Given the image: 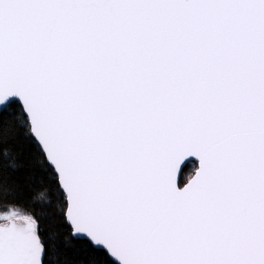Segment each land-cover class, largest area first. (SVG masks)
Instances as JSON below:
<instances>
[{
  "label": "snow or ice",
  "instance_id": "obj_1",
  "mask_svg": "<svg viewBox=\"0 0 264 264\" xmlns=\"http://www.w3.org/2000/svg\"><path fill=\"white\" fill-rule=\"evenodd\" d=\"M0 264H264V0H0Z\"/></svg>",
  "mask_w": 264,
  "mask_h": 264
},
{
  "label": "trees",
  "instance_id": "obj_2",
  "mask_svg": "<svg viewBox=\"0 0 264 264\" xmlns=\"http://www.w3.org/2000/svg\"><path fill=\"white\" fill-rule=\"evenodd\" d=\"M194 165H195L194 162H192V164L186 165V167H185V169L181 175V178H180L181 183L186 182L191 177V175L193 174Z\"/></svg>",
  "mask_w": 264,
  "mask_h": 264
},
{
  "label": "water",
  "instance_id": "obj_3",
  "mask_svg": "<svg viewBox=\"0 0 264 264\" xmlns=\"http://www.w3.org/2000/svg\"><path fill=\"white\" fill-rule=\"evenodd\" d=\"M194 163H196L195 161H193ZM181 178V177H180Z\"/></svg>",
  "mask_w": 264,
  "mask_h": 264
}]
</instances>
